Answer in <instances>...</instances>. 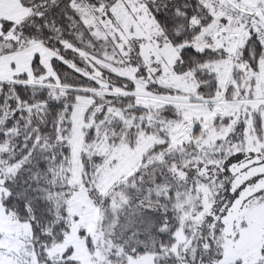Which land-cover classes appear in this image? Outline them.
<instances>
[{"label": "snow or ice", "instance_id": "1", "mask_svg": "<svg viewBox=\"0 0 264 264\" xmlns=\"http://www.w3.org/2000/svg\"><path fill=\"white\" fill-rule=\"evenodd\" d=\"M0 264H264V0H0Z\"/></svg>", "mask_w": 264, "mask_h": 264}]
</instances>
